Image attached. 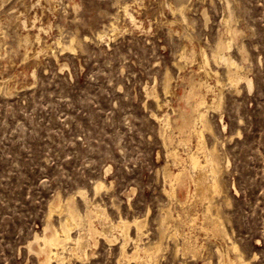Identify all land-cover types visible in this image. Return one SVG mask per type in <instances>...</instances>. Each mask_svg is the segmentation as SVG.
Returning <instances> with one entry per match:
<instances>
[{
    "label": "rangeland",
    "instance_id": "rangeland-1",
    "mask_svg": "<svg viewBox=\"0 0 264 264\" xmlns=\"http://www.w3.org/2000/svg\"><path fill=\"white\" fill-rule=\"evenodd\" d=\"M48 1L0 0V264H42L35 236H43L48 222L59 227L62 216L49 219V207L69 198L81 213L85 199L105 209L104 221L93 218L98 229L120 218L145 221V264H240L238 256L264 264V0ZM181 5L186 19L172 10ZM71 36L75 52L54 44L58 38L68 44ZM220 41L230 46L218 54ZM220 55L245 77L236 86ZM208 71L217 72L223 93L220 108L205 110L210 129L203 134L220 166L219 191L209 205L221 234L205 219L208 203L192 194L188 161L189 177L171 191L168 175L182 164L164 142L180 159L191 151L204 160L178 114L192 112L191 81L217 86ZM152 91L167 103L161 110ZM200 92L213 98L205 87ZM153 112L168 115L171 127ZM99 182L104 187L96 190ZM114 233L119 239L91 238L87 258L63 264H118L122 240ZM129 233L137 238L133 224ZM134 246L129 242L127 251Z\"/></svg>",
    "mask_w": 264,
    "mask_h": 264
},
{
    "label": "bare ground",
    "instance_id": "bare-ground-1",
    "mask_svg": "<svg viewBox=\"0 0 264 264\" xmlns=\"http://www.w3.org/2000/svg\"><path fill=\"white\" fill-rule=\"evenodd\" d=\"M52 6H54V3ZM122 8H123V12L125 13L126 16L130 18L131 22L134 24H137L138 20L136 16L132 12L129 11L128 5H124ZM172 10L174 12L175 11L180 12L183 18L186 19L185 14H184L185 7L183 5L177 8V10H175L174 8H172ZM37 18L38 17L36 15L34 20L32 21L33 28L38 29V33L36 34V37H35L37 40L36 42L38 44H42L41 32L43 31L44 27L36 26V21L38 20ZM23 21H22L23 22L22 26L24 24L25 28L27 27L26 29H28V26H29L28 20L25 19ZM110 26H111V31L113 32V34H116L117 32H119L118 31L119 28L115 26V22H112ZM98 36L99 38L103 39L106 36V34L104 32H101V34H98ZM24 40H25V43L29 42L30 41L29 35H27ZM76 41H77L76 36H71L68 44H64L60 38H58L54 42V44L56 45V47L61 48L62 52L64 51L75 52L76 49L74 47V44ZM229 46H230V43L220 41L217 45L218 54H220V52L229 48ZM49 47L51 48L52 45L48 44V48ZM181 58H184L183 53L181 55ZM220 59L223 62H225L227 65V76H228V80L230 84L236 86L241 79L245 78L242 75L240 68L235 64V62L232 59H230L229 56L220 55ZM207 62L208 61L205 58V64H208ZM199 67H202V66H199ZM205 73H207V71H205ZM208 73L209 74L213 73L216 76L217 86L216 84L212 85L211 83L208 82V80H206V82H204L205 80L203 82H198V83L195 82L196 84L193 81H191L190 82L191 89L187 96H189L192 101V105H191L192 112L190 114H187L184 111L179 110L180 114H178L180 116L179 118L181 117L183 118V121H184L183 127L188 128L190 131L189 132L190 134L197 136L198 138L197 150H200L202 152V155L204 156V160L201 161L197 153L191 152V151L188 152L187 159H180L179 154L177 153L175 148L170 150L169 147H167L166 139L164 140V142L166 145V151H167L168 156H171L176 162H178L179 164H182L181 165L182 169H180L178 173L176 174L170 173L168 175L170 181L175 182L171 184V191L173 192L174 190L173 186L174 184H176V182L182 183L184 177H189V175L185 171L186 165H184V162L188 161L190 172L194 173L192 174V178H191V181L193 182L195 186L194 193L192 194L196 196L198 199H201L202 201H205L208 203L206 210H205L206 211L205 219L212 224L213 229L216 232L221 234L222 233L221 223L216 217L210 214V205H209L214 195L219 191L218 175L220 173V166L218 162V155L215 149L210 150L207 148L203 140V134L205 131L210 129V125L207 122V118H206L207 115H206L205 110L211 107L220 108L221 103H222L223 93H222V89L219 87L220 80L218 78L217 72L208 71ZM203 79H206V78L203 77ZM171 80H172V77L170 76L166 77L165 87H164L165 95H169L170 93H172V89L170 87ZM203 87H205L209 93L210 92L213 93V98L210 101L206 100V98L204 97V95L201 94V92L199 93V89ZM151 95L154 96L155 102L158 107L157 109L161 110L163 106L167 104V103L164 104V101H162L154 91L151 92ZM152 116L154 119L159 121L161 124L165 123L164 125L171 127V118L168 115H165L164 118L162 119L158 113L153 112ZM197 124H201L200 129L196 126ZM171 140L172 138L169 136L168 141H171ZM103 187H104V183L99 182L96 185V190H99ZM190 194L191 193H189V197L191 196ZM84 201L87 207V210L85 213H81L78 210V208L74 204H72V198H69L66 202H62L60 199V202L58 203V205L56 204L50 205L49 219H51L52 215L55 213L62 216V218L60 220L59 227H55L52 224L53 222L52 223L48 222V224H46L47 226L44 229L43 236L39 237L37 234L35 236V240L38 243L37 252H39L45 257L42 264H52L54 262H61L63 264L66 261L70 262L71 257L73 256L79 257L81 259H85L89 255L87 251L90 245L91 238L95 241V243H97V238L99 236H103L105 239L109 241L119 239L117 236H114L115 234L114 232H118L122 240L121 246H120L121 257L118 261V264H122V259L135 260L136 264H145L143 261H141L142 255L140 253L141 251H143L144 254H147L149 252V249H146V247H143L142 245V236L144 235L143 227H144L145 221L139 220L137 217L132 222H128V221H125V219L120 218L117 222L111 221L107 225L102 224L103 226L101 227L102 229L100 228L101 229L100 230L95 227L93 218H96V220L97 221L99 220L100 222L104 221V219L108 217L105 209L102 208L100 204L98 203L91 202L90 200H87V199H85ZM131 224L135 226L137 238L131 237L129 233ZM73 232H76L75 235L72 234ZM174 235L175 236L181 235L178 224H177V227L175 228ZM131 241L135 244L134 246L135 249L132 253H129L127 251V244ZM31 245L32 244H30V246ZM156 248L159 251L161 248V245L157 244ZM233 248L237 249L235 246H233ZM66 252L69 254L68 256L65 255ZM150 256L152 257V259L155 258L154 253L153 255L150 254ZM238 259H239L240 264H245L242 257L238 256Z\"/></svg>",
    "mask_w": 264,
    "mask_h": 264
}]
</instances>
